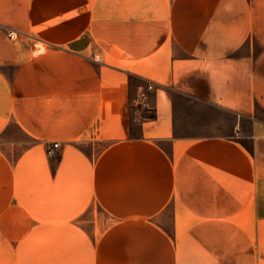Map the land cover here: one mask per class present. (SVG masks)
Segmentation results:
<instances>
[{
	"label": "crops",
	"instance_id": "0c3cea01",
	"mask_svg": "<svg viewBox=\"0 0 264 264\" xmlns=\"http://www.w3.org/2000/svg\"><path fill=\"white\" fill-rule=\"evenodd\" d=\"M263 133L264 0H0V264H264Z\"/></svg>",
	"mask_w": 264,
	"mask_h": 264
},
{
	"label": "rangeland",
	"instance_id": "374dc122",
	"mask_svg": "<svg viewBox=\"0 0 264 264\" xmlns=\"http://www.w3.org/2000/svg\"><path fill=\"white\" fill-rule=\"evenodd\" d=\"M42 44L36 43L35 54L44 52ZM177 113L180 121L179 132L183 134H200L203 131L213 134L229 135L233 122L231 116L218 109L195 104L189 98L180 97L177 99ZM103 143L96 146V155L103 148ZM86 150H90L88 146Z\"/></svg>",
	"mask_w": 264,
	"mask_h": 264
},
{
	"label": "built area",
	"instance_id": "2783aa9c",
	"mask_svg": "<svg viewBox=\"0 0 264 264\" xmlns=\"http://www.w3.org/2000/svg\"><path fill=\"white\" fill-rule=\"evenodd\" d=\"M17 36H18L17 33H14V32L9 33V37H10L11 39H16ZM150 88H151V87H150ZM263 134H264V133H263ZM58 148H59V144H58V143H54L53 147L50 148V149L48 150V154H49V155L54 154L55 150L58 149Z\"/></svg>",
	"mask_w": 264,
	"mask_h": 264
}]
</instances>
